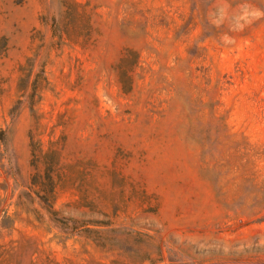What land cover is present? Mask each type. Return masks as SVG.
Instances as JSON below:
<instances>
[{
	"label": "rangeland",
	"instance_id": "374dc122",
	"mask_svg": "<svg viewBox=\"0 0 264 264\" xmlns=\"http://www.w3.org/2000/svg\"><path fill=\"white\" fill-rule=\"evenodd\" d=\"M2 251L264 264V0H0Z\"/></svg>",
	"mask_w": 264,
	"mask_h": 264
},
{
	"label": "trees",
	"instance_id": "16d2710c",
	"mask_svg": "<svg viewBox=\"0 0 264 264\" xmlns=\"http://www.w3.org/2000/svg\"><path fill=\"white\" fill-rule=\"evenodd\" d=\"M127 58H124L123 61H127L126 60ZM30 63V60L29 62ZM25 70V66H22L21 67V71L23 72ZM30 74H26V75H21L20 78H19V83H18V89L19 90H24L26 87H25V83H28L30 82ZM33 83V81H32ZM126 85L127 83H124V87L126 88ZM35 90V89H34ZM49 165V163H48ZM51 165L48 166V170L45 172V174L40 177L42 178V181H40V183H37L38 185L40 184V186H42V189L36 191V194H37V197L42 200V202H44V204L47 205L48 208H52L53 206V203L55 202L56 200V195H57V191H56V182L54 180V177L51 173ZM37 176H34L33 178V184L36 185V180H37ZM39 182V181H37ZM41 191H44L45 194H42L41 195ZM83 222V227H84V232H82L86 238L94 241L95 243H98L99 245H104V242L101 241V239H104V236L103 235H98V229L96 228H93L91 226H101V225H108L109 223H105L104 221L103 222H98V221H90V220H87V221H81ZM86 222V223H84ZM79 232V231H78ZM92 233H95V237H91V234ZM70 234V233H68ZM78 235H80V233H78ZM8 254L5 252L3 254V251L0 252V264H3L7 259Z\"/></svg>",
	"mask_w": 264,
	"mask_h": 264
}]
</instances>
